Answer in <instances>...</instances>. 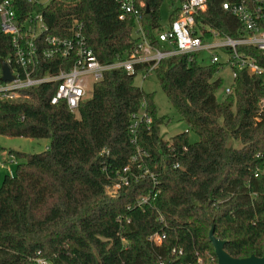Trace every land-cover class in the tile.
Returning a JSON list of instances; mask_svg holds the SVG:
<instances>
[{"label": "trees", "instance_id": "trees-1", "mask_svg": "<svg viewBox=\"0 0 264 264\" xmlns=\"http://www.w3.org/2000/svg\"><path fill=\"white\" fill-rule=\"evenodd\" d=\"M137 1L144 4L142 37L158 47L160 6L167 4L169 25L178 2ZM223 1L205 0V10L194 17L197 29L201 23L220 34L243 35L239 22L221 9ZM12 3L17 16L40 12L48 33L69 35L79 23L104 64L124 58L140 41L133 15L119 18L118 0ZM245 51L264 61L260 51ZM12 52L9 37L0 32V61ZM147 67L143 62L133 73L120 67L104 71L76 114L63 102L49 103L52 82L21 89L17 99H0V135L48 140L38 153L0 146L16 160L13 174H4L0 183V264H38V259L46 264H176L207 257L215 264L210 225L230 256L264 253L261 78L237 70L231 92L218 100L219 80L212 79L216 65H202L195 55L160 60L148 74L187 128L163 138L159 127L169 118L158 116L152 94L133 83ZM141 104L151 122L140 124L131 141L130 115ZM122 175L128 183L107 193ZM142 196L146 201L137 205ZM154 232L164 234L158 245L148 240Z\"/></svg>", "mask_w": 264, "mask_h": 264}, {"label": "built area", "instance_id": "built-area-1", "mask_svg": "<svg viewBox=\"0 0 264 264\" xmlns=\"http://www.w3.org/2000/svg\"><path fill=\"white\" fill-rule=\"evenodd\" d=\"M26 1L39 3L37 0ZM177 2L175 19L156 32L159 46L154 47L142 37L140 8L144 6L143 2L118 0L121 10L119 18L126 13L133 15L135 32L140 36V41L124 58L104 64L97 60L87 45L79 23H73L69 35L48 33L40 12L31 11L17 16L12 0H0V32L9 37L13 49L12 55L4 61L12 79L7 82L0 81V99H17L21 89L52 82L54 91L49 97V103L53 105L63 102L70 112L76 114L79 103L89 94L91 85L102 78L104 71L120 67L127 73H133L135 65L145 62L148 64L147 71L139 73L141 78H145L160 60L176 55H185L188 60L195 55L200 64L216 65L217 69L223 65L228 66L232 82L224 88V95L231 92L237 70L259 76L264 85V61L258 62L245 51L255 49L264 54V0H225L221 3V9L231 14L241 25L244 34L236 37L220 34L208 24L199 23L200 28L197 29L194 17L205 10V0ZM238 47H242L244 51H238ZM204 58L207 64L203 63ZM48 67H54V70ZM259 108H264V96L259 100ZM150 122L151 118L141 104L140 110L130 115L128 133L131 141L135 140L138 126L149 125ZM136 154L145 155L138 149ZM134 159L135 156L132 157V160ZM11 163H16L12 154L6 153L4 161L0 159V166H5L8 176L13 174L8 166ZM126 171L127 167H124L122 172ZM133 178L136 180L137 177ZM150 178L155 182L152 175ZM127 183V177L122 175L120 180L109 188H112L114 193L120 185ZM146 199L140 197L137 205H141ZM163 238L162 232H154L149 235L148 240L158 245ZM177 253L180 254L181 251L178 250ZM209 261L213 262V259L210 257ZM37 263L46 264L40 259ZM157 264L164 263L158 260ZM176 264H202V260L197 258L195 262Z\"/></svg>", "mask_w": 264, "mask_h": 264}, {"label": "rangeland", "instance_id": "rangeland-1", "mask_svg": "<svg viewBox=\"0 0 264 264\" xmlns=\"http://www.w3.org/2000/svg\"><path fill=\"white\" fill-rule=\"evenodd\" d=\"M41 4H45L49 0H37ZM167 4L165 2L162 3L160 6V23L165 26L166 18H167ZM202 55V53H201ZM203 63L207 64L206 58L203 59ZM212 79H218L219 84L218 88L215 91V97L220 100L223 97V90L225 87H228L231 82V74L229 67L223 65L218 67V69L213 73ZM133 83L138 86L141 90L145 93L152 94L153 104L155 106L156 114L158 116H166L169 118L168 123H163L159 127V134L163 138H168L169 136L181 132L186 128L185 124L179 120L178 115L176 114L175 110L172 108L171 104L168 102L166 96L160 89L155 77L153 74H148L145 78H141L139 74H137L134 79ZM188 137L191 142L197 139L196 135L188 130ZM48 140L45 138H24V137H17V136H3L0 135V146L4 149H13L24 153H38L45 149V145L47 144ZM235 144V143H234ZM237 145V144H235ZM0 155L3 153L0 150ZM4 157H6V153H4ZM1 159V158H0ZM9 168L13 172L15 169V164L11 163L8 164ZM0 182L1 177L3 174H7V170L5 166L0 168ZM112 188H107L106 192L109 194L113 193ZM202 264H213L212 261H209L207 257L205 260H202Z\"/></svg>", "mask_w": 264, "mask_h": 264}, {"label": "water", "instance_id": "water-1", "mask_svg": "<svg viewBox=\"0 0 264 264\" xmlns=\"http://www.w3.org/2000/svg\"><path fill=\"white\" fill-rule=\"evenodd\" d=\"M11 79L8 66L4 61H0V81L7 82ZM207 236L216 258L215 264H264V253L261 256L250 254L246 257H232L226 253L223 249V241L213 235V225H210Z\"/></svg>", "mask_w": 264, "mask_h": 264}, {"label": "crops", "instance_id": "crops-1", "mask_svg": "<svg viewBox=\"0 0 264 264\" xmlns=\"http://www.w3.org/2000/svg\"><path fill=\"white\" fill-rule=\"evenodd\" d=\"M47 144H48V142H47ZM47 144L45 145V147L47 146ZM2 153H3V155H0V158H1V160H3L4 161V159H5V157H4V153H5V150H3V151H1ZM0 168H1V166H0ZM0 173H1V170H0ZM4 175V174H3ZM1 176V175H0ZM2 178H3V176L1 177V180H2ZM1 183V182H0Z\"/></svg>", "mask_w": 264, "mask_h": 264}]
</instances>
